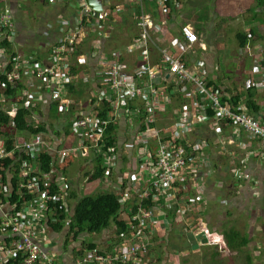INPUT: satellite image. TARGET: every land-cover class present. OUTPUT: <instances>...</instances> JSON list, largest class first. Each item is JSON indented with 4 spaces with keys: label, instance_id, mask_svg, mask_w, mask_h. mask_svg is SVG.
<instances>
[{
    "label": "crops",
    "instance_id": "crops-1",
    "mask_svg": "<svg viewBox=\"0 0 264 264\" xmlns=\"http://www.w3.org/2000/svg\"><path fill=\"white\" fill-rule=\"evenodd\" d=\"M25 1L12 0L16 32L9 51L18 55L26 79L29 77L31 81L38 67L51 63L52 49L63 30L57 21L64 19L68 29L75 28L81 20V12L77 0H34L33 9L39 12L40 21L37 29L30 30L28 23L18 20ZM98 1L102 2V10L94 9L103 28L93 27L84 32L78 52L71 58L70 77L64 92L48 88L45 81L37 83L36 89L20 90L31 92L30 96L37 103L36 115L41 120L38 124L46 129L48 138L61 135L65 137L67 145L75 144V121L94 111L93 101L111 96L107 83L102 80L103 73L108 70L105 61H112L119 54L122 74L133 78L136 83H142L147 75L141 69L150 65L158 67L162 63L163 49H170L176 55L183 54L191 71L199 68L204 71L210 82L221 90L224 99L240 96L248 101L249 96L253 95L258 109L251 114L264 123V89L258 90L256 87L258 79L264 74V37L260 38L261 32L258 33L259 23L263 22L261 27L264 26V9L252 13L251 21H234L235 18L240 19L247 9H254L256 0H251L248 5V0H180L179 7L168 11L161 8L158 0H153L147 8L159 28L147 48L140 44V29L135 16L139 6L135 0H111L110 7L105 0ZM191 4H195L199 11L192 18L184 17L182 11L187 7L193 8L189 6ZM201 14L205 15V19L200 17ZM128 15V26H124L120 17L126 18ZM258 18H261L259 22H254ZM185 25H191L201 38L200 44L192 49L187 47L182 35L181 30ZM228 31L237 39L240 34L249 35L250 40L245 47H241L239 39L237 44H231L232 47L226 45L232 43V39L226 41L230 36ZM30 47L34 51L27 50ZM228 48L233 49L235 58H231ZM223 51L224 57L221 59ZM4 63L0 52V69L4 68ZM223 65L226 71L222 70ZM237 73H241L240 81L236 79ZM156 83L166 98L161 99L162 110L156 116L157 128H168L165 136L170 138L180 129L176 121L185 118L182 126L192 125L194 128L187 135L188 142L195 144L197 140H203L206 143L198 158L194 159L195 153L191 155L194 163L190 165L198 169L191 181L198 182L204 189L200 195V208L193 215L178 211V205L165 208L167 216L148 229L146 235L134 229L125 232L120 224L128 225L127 228L131 226L130 211L138 197L134 191H130V187L140 173V164L134 162L136 157L141 156L140 152L149 149L140 137L143 123L139 119L130 120L132 114L128 113V110L146 111V101L137 99L134 103L122 105L115 116L119 158L113 169L107 171L103 178L91 182L98 163L95 155L87 150L74 157L66 172L59 174V178H62L61 189L67 191L70 206L67 214L70 219L74 218L78 200L84 195L113 193L123 198L128 194L116 219L100 233L82 232L75 237L70 225L62 229L56 228L58 223L48 225L46 248L56 256L59 264L82 261L90 251L85 248L88 244H96L98 252L111 256L140 241L150 243L146 264H197L194 258L181 261L178 254H194V249L200 250L201 254L204 250L207 261L211 256L213 260L228 249L225 240L218 241L217 236L223 239L230 230H236L248 233L251 238V232L260 229V219H264V143L250 138L238 126H217L213 118L196 115L194 88H188L189 93H182L177 82L168 74L166 78L157 79ZM22 87H25L24 83ZM2 91L0 87V105L5 100ZM56 97H60L61 102ZM55 102H59V105ZM150 139L149 145L155 147L157 141L153 137ZM74 164L77 165L74 167ZM193 195L196 196V191ZM260 243L257 241L255 245L259 246ZM217 251L220 256L216 254ZM207 252H211V255Z\"/></svg>",
    "mask_w": 264,
    "mask_h": 264
},
{
    "label": "built area",
    "instance_id": "built-area-1",
    "mask_svg": "<svg viewBox=\"0 0 264 264\" xmlns=\"http://www.w3.org/2000/svg\"><path fill=\"white\" fill-rule=\"evenodd\" d=\"M105 1L109 7L112 5L111 0ZM151 1L153 0H135L139 6L135 16L140 29V44L145 48L156 34L157 27L159 28L147 8ZM158 1L164 11L180 6V0ZM0 2V52L5 61L4 68L0 69V87L5 96V100L1 101L0 111L9 115L13 122L18 111L27 108L31 112L30 125L39 128L38 123L41 120L35 111L37 103L30 96L31 92L20 90L36 89L37 83L45 81L48 88L64 92L70 77L71 58L78 52L84 32L93 27L102 29L103 26L97 12L87 0H77L81 12L79 24L68 29L64 19L57 21L63 30L52 49L51 63L38 67L30 81L23 73L18 55L9 51L16 32L12 0ZM181 31L189 49L200 44L201 38L191 25L183 26ZM5 42L8 45L5 46ZM104 63H107L108 70L103 73L102 80L107 83L111 96L93 101L94 111L75 121V144L67 145L65 137L61 135L48 138L47 131L32 133L14 125L7 129V124L0 123V169L5 170L9 177L6 183L0 174V264H59L56 256L46 248V229L52 223H62L66 227L72 221L69 217L64 220L58 218V209L63 207L66 213L70 209L67 191L60 186L62 178H59V174L64 173L61 167L69 158L73 159L88 150L97 155L100 153L106 172L113 169L119 158V151L117 145H108L106 132L110 125L116 124L115 116L121 106L134 103L137 99L146 101V111L143 113L128 110V113L132 114L130 120L139 119L143 123L140 137L149 149L140 152L141 156L136 157L134 162L140 164V173L130 191H134L138 198L135 207L130 211L131 226L128 229H134L135 232L138 230L146 235L148 229L167 216L165 205L167 208L178 205V211L183 210L185 215L196 214L204 189L198 182L191 181L198 169L191 168L190 165L199 157L202 146L206 143L203 140H197L195 144L188 142L187 135L194 128L192 125L182 126L185 118L178 117L179 121L176 122L180 124V129L170 138L165 136L168 128H157L156 116L162 110L161 99L166 98L156 80L163 79V76L166 78L167 74L177 82L176 85L181 88L182 93H189L190 87L195 89L196 115L213 118L217 126H238L250 138L264 143V123L251 114L246 100L241 98L235 104L233 97L224 99L221 90L210 82L204 71L200 68L195 71L189 69L183 54L176 55L170 49H163L162 63L158 67L150 65L141 69L147 75L142 83H136L133 78L129 79L122 74L119 54H116L114 60ZM22 83L25 87H22ZM256 87L258 90L264 89V74L258 79ZM9 90L13 93H9ZM56 99L61 102L60 97ZM59 102L55 103L59 105ZM105 102L111 106L107 119L100 117V108ZM210 111L213 115L209 114ZM7 132L8 136L5 135ZM150 137L157 141L155 147L149 145L152 141ZM9 140L14 141L12 148L8 147ZM44 153H53L52 169L49 171L42 169L44 163L40 157ZM193 153L195 157L191 159ZM54 184L60 188L58 194L53 193ZM193 191H196V196ZM127 196L128 194L121 200H125ZM144 202H149V205L146 207ZM88 252L76 264H146L150 243H133L111 256L97 250Z\"/></svg>",
    "mask_w": 264,
    "mask_h": 264
},
{
    "label": "trees",
    "instance_id": "trees-1",
    "mask_svg": "<svg viewBox=\"0 0 264 264\" xmlns=\"http://www.w3.org/2000/svg\"><path fill=\"white\" fill-rule=\"evenodd\" d=\"M264 9V0H258V3L256 5V9ZM255 11V10H254ZM256 12V11H255ZM254 12V13H255ZM254 33V32H253ZM255 35V34H254ZM241 47H245L248 40H250L249 35L246 34H240L238 37ZM5 46L8 45V42H5ZM9 93H13L12 90H9ZM253 95L249 96V99L247 102L250 112L256 113V110L258 109L256 106V103L252 99ZM233 103L237 104L239 100H241L240 96H237L232 99ZM58 107V106H57ZM111 110V106L108 102H105L102 107L100 108V117L103 119L108 118V114ZM210 115H213V113L210 111ZM30 116L31 112L27 108H21L17 115L14 117V121H11V117L4 112L0 111V123L7 124L6 128L8 129L9 126L14 125L19 129L22 130H29L32 133H38L40 131H46V129L43 126H40L39 128H35L33 125H30ZM51 127V126H50ZM117 133V129L115 125H110L107 132H106V141L108 142V145H117V139L115 138ZM6 136L9 135V132L5 134ZM8 147L12 148L14 145V141L9 140L7 141ZM97 158L98 165L96 166V170L93 173L92 177L90 178V181H95L100 178H103L106 173V168L103 166L102 158L97 154H94ZM40 159L44 163L42 166V169L45 171H49L52 169V155L51 154H42ZM39 159V160H40ZM73 159L69 158L64 166L61 167L62 172H66V170L70 167L72 164ZM0 174L3 175V181L8 183L9 177L8 173H5V170L0 169ZM14 183V181H13ZM53 193L58 194L60 191V188L57 185H53L52 187ZM24 201L27 199H23ZM60 205V202L57 203ZM144 205L146 207L149 205V202H144ZM165 208L166 205H165ZM122 209V200L121 197L113 194V193H102L98 195H84L79 198L74 218L72 219L70 223V231L74 232V236L77 237L82 232H89V233H100L103 229L107 228L109 225L112 224V222L116 219V216L119 214V212ZM169 215V214H168ZM171 216V215H169ZM168 216V217H169ZM68 217V214L65 211V208L58 209V218L60 220H64ZM117 222L116 224L121 227L123 226L125 232L128 230L127 225L124 223ZM56 224H54L55 226ZM64 224L58 223L56 228L62 229ZM119 227V228H120ZM123 234V233H122ZM217 239L219 240V236H217ZM225 241L228 245V249L232 252L234 251H242L246 250L251 242V238L248 233H241L236 230H230L225 236ZM96 244H88L86 245V249L89 250H97ZM83 253V251H81ZM218 256L221 254L217 251Z\"/></svg>",
    "mask_w": 264,
    "mask_h": 264
},
{
    "label": "rangeland",
    "instance_id": "rangeland-1",
    "mask_svg": "<svg viewBox=\"0 0 264 264\" xmlns=\"http://www.w3.org/2000/svg\"><path fill=\"white\" fill-rule=\"evenodd\" d=\"M194 1H196V0H193V2ZM250 1L251 0H248L247 1L248 3H246V5H248L250 3ZM199 2H200V0H199ZM34 3H35L34 0L25 1V4L22 6L23 9L21 8L22 10L19 11V19L18 20L23 21L25 24L28 23L27 26L30 30L37 29V26H38L39 21H40L39 12H37L33 9ZM257 3H258V0H256V4H255L254 9H250V8L247 9V11H245L243 13V15L241 14L242 16L239 17L240 19L235 18L234 21H239L240 23L243 21H247V20L251 21L252 17H253L252 13H254L255 11L258 10V9H256ZM189 6H191L193 8L187 7L185 9V11H182V14L184 17H186L185 15H187V17L192 18L199 11V9H196L197 7L195 6V4H191ZM192 9H194V11L189 13L188 11L192 10ZM200 17L202 19H205L204 14H201ZM128 19H129V15L126 18L120 17V20L124 26H128L127 25ZM260 19L261 18H258V19H256L258 21H254V22H259ZM262 24H263V22H260L258 25V33L261 32L260 38L264 37V26L261 27ZM236 28L237 27H235L234 29H236ZM228 33L230 35L229 36L230 39L228 38V39H226V41L228 42L229 40L232 39L231 40L232 43L229 42V43H226V45L230 46L231 44H237V40H238L237 37L232 35V33L230 31H228ZM241 33H242V31H241ZM263 41H264V39H263ZM231 47H232V45H231ZM27 50H29L30 52L34 51L33 47L27 48ZM232 50H233L232 48H228V51H230L231 58H233V57L235 58L236 55L232 52ZM222 57H224V51L222 52V55H220L221 59H222ZM222 70L226 71L227 70L226 66L223 65ZM236 75H237L236 79L238 81H240L241 80V73H237ZM76 165L77 164H74L73 166L75 167ZM193 192H195V191H193ZM260 221H261L260 222L261 227L259 230L254 229V232L252 233L251 230L248 229L253 236L251 237L252 242L249 244V246L246 250L232 252V251H228V249H226L225 250L226 252L224 251V253L221 255V257L215 258V259L213 258V260H212V256H211V257H209L210 259L207 261V259L205 257V251L204 250L201 251V254H203L201 256L200 250L196 251L194 249L193 250L194 254H184V255L178 254L180 257V260L183 261L184 259L189 260L188 258H191V259L194 258V259H196L195 261L197 262V264H264V219H260ZM257 241H261V243H260L261 246H260V244H259V246L255 245V243ZM227 252L229 254H226ZM207 253H208V255H211V252H207ZM192 255H195V256H192ZM196 262H194V263H196ZM183 264H185V263L183 262ZM188 264H191V263H188Z\"/></svg>",
    "mask_w": 264,
    "mask_h": 264
},
{
    "label": "water",
    "instance_id": "water-1",
    "mask_svg": "<svg viewBox=\"0 0 264 264\" xmlns=\"http://www.w3.org/2000/svg\"><path fill=\"white\" fill-rule=\"evenodd\" d=\"M88 4L97 10H102V2L98 0H87Z\"/></svg>",
    "mask_w": 264,
    "mask_h": 264
},
{
    "label": "clouds",
    "instance_id": "clouds-1",
    "mask_svg": "<svg viewBox=\"0 0 264 264\" xmlns=\"http://www.w3.org/2000/svg\"><path fill=\"white\" fill-rule=\"evenodd\" d=\"M249 110H250V109H249ZM127 226H128V225H127ZM219 239H220V240H225V236H224L223 239H222V237L219 236ZM225 243H226V241H225ZM226 244H227V243H226ZM228 251H230V250L228 249Z\"/></svg>",
    "mask_w": 264,
    "mask_h": 264
}]
</instances>
